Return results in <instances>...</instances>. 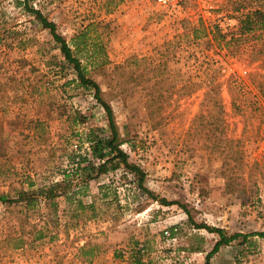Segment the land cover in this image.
Returning a JSON list of instances; mask_svg holds the SVG:
<instances>
[{"label": "rangeland", "instance_id": "1", "mask_svg": "<svg viewBox=\"0 0 264 264\" xmlns=\"http://www.w3.org/2000/svg\"><path fill=\"white\" fill-rule=\"evenodd\" d=\"M19 1L0 0V194L12 197L30 179L43 187L61 178L68 155L78 160L90 153L91 128L110 134L93 92L68 83L76 77L72 69L62 76L54 64L63 59L59 44ZM29 5L54 20L68 41L95 23L90 35L108 60L103 67L90 64L91 76L113 106L122 148L146 170L145 185L158 198L120 167L90 180L86 193L74 192L76 179L67 196L54 200L56 209L43 196L34 206L0 200V264H132L136 251L143 264H207L220 235L196 228L180 204L161 198L187 205L197 223L223 228L227 236L248 234L222 245L210 264H264V236L253 234L264 231V0ZM254 9L263 18L245 25ZM168 41L174 46L164 66ZM148 56L155 60L150 77L128 61ZM212 70L225 110L219 123L220 108L206 106ZM36 75H43L42 96L16 94ZM148 85L154 105L167 102L164 119L147 107ZM78 111L82 119L74 122ZM40 229L45 235L37 238ZM17 235L24 242L11 239Z\"/></svg>", "mask_w": 264, "mask_h": 264}, {"label": "trees", "instance_id": "2", "mask_svg": "<svg viewBox=\"0 0 264 264\" xmlns=\"http://www.w3.org/2000/svg\"><path fill=\"white\" fill-rule=\"evenodd\" d=\"M19 2L20 4H23L24 8L27 9L28 12H30L35 17V19L43 28L49 30L54 40L59 44V50L63 59L60 62L54 64L59 66V72L62 74V76H67L68 70L72 69L76 77L70 79L68 83L73 82L79 87H83L93 92L96 100L100 103V105L106 112L110 134L102 135L95 128H91L86 133V140L89 142L90 153L86 152L84 155H80V158L78 160L76 159V156L74 154L68 155L70 158V168L63 170L61 178L43 187H34L35 183L30 179L28 188H16V194L13 197L5 193L0 194V200L8 203L24 202L27 205L34 206L39 197L43 196L46 200H50L52 202L53 208L56 209L57 204L54 200L58 196H67L71 192V188H73V182L76 179L79 183V189L78 191L74 192L86 193L89 189L90 180L100 176L103 173H108L120 167H124L126 168V170L133 172L135 176H137L138 186L150 197L157 199L158 195L145 185V179L147 176L146 170L143 169L139 164L132 162L130 160L129 153L122 148V144L125 141L121 137V132L117 124L113 106L103 96V91L100 83L93 76H91L92 68L103 67L106 65L108 60L103 44L97 37H91L90 35V29L92 26H95V23H90L88 27L82 30L76 37L72 39V41H68V39L58 30L57 23L54 20L49 19V17H47L41 9L29 5V0H23ZM254 18H263V11H261L260 9L249 11L244 18V24L248 25L249 22H251ZM195 31H197V27H194V32ZM173 46V41H168L163 46L166 52L168 51L166 55H164V57L166 58L163 62L164 66H166L168 62L167 57L170 53V49ZM89 47L90 49H88ZM83 56H86L87 61L83 60ZM128 61L130 62L129 64H131L132 66L134 65L137 68L144 67L141 70V75L150 77L149 75L153 71L155 64V60L152 59L151 56L141 58L136 57ZM90 64L92 68L90 67ZM1 67L2 64H0V70ZM122 67L125 68V65H122ZM59 72L56 71V74ZM5 73V76L7 78L11 76L8 71ZM3 76L4 72L0 71V82L2 84H5V82L2 81ZM42 77L38 78L37 75L34 77L27 76V87L23 90H21L20 88H16V94H18L19 96L29 95L32 100H36V98H38L36 96H42V94H44L39 93L42 92L40 91V83L42 82ZM208 77V82L206 84V95H208L209 98H207L206 106L209 108L210 104L213 102L220 108L221 114H219L218 117L214 116V121L216 123H219L220 120H223V115L225 113L224 105L219 94L221 83L217 80L214 70L209 73ZM44 84H46V82ZM144 87L149 98L147 101V107H149L153 113L159 114L164 119L166 115L165 113H163V111L167 102L163 100L157 105H154V99H152V95L155 92L154 87L151 85ZM6 92L7 91H4L3 93L5 94ZM75 118L76 119L74 122H78L76 121L78 120V118L82 119L79 111L75 114ZM37 122H39V119H37ZM27 176L30 178L29 175ZM161 202L165 205H172L175 203L180 204V206L186 210L189 215L190 222L194 224L196 228H206L207 230L211 232H217L220 235V239L216 241L213 249L206 255L207 264H210L211 257L220 249L222 245L228 244L239 236H248V234L239 232L234 233L231 236H227L223 228L210 226L207 223H197L193 219L191 212L187 208V205L179 203L178 201L168 200L166 198H161ZM78 204L82 208L86 207V204L82 200H79ZM253 234L264 236V231H257ZM44 235V232L42 231V229H40L38 231L37 238H41ZM23 238V235L11 237L12 240H15L16 242L20 241V243L24 242ZM135 256L136 257L132 264H143L141 261L142 255L139 251H136Z\"/></svg>", "mask_w": 264, "mask_h": 264}, {"label": "built area", "instance_id": "3", "mask_svg": "<svg viewBox=\"0 0 264 264\" xmlns=\"http://www.w3.org/2000/svg\"><path fill=\"white\" fill-rule=\"evenodd\" d=\"M160 2H167V1H170V0H159ZM227 24H230L232 22V19H227L226 20Z\"/></svg>", "mask_w": 264, "mask_h": 264}]
</instances>
